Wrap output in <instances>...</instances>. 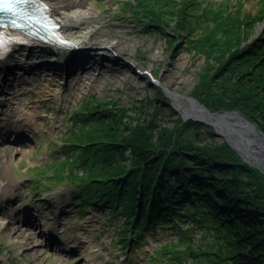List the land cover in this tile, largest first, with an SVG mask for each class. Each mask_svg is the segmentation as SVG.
Masks as SVG:
<instances>
[{"label": "rangeland", "instance_id": "rangeland-1", "mask_svg": "<svg viewBox=\"0 0 264 264\" xmlns=\"http://www.w3.org/2000/svg\"><path fill=\"white\" fill-rule=\"evenodd\" d=\"M77 1L80 6L69 12L71 16L80 18L89 12L96 13L101 16V23L112 26L124 35L129 34L130 39L126 45L131 46L133 57L128 56L124 64L131 67L119 73H100L87 70L89 59L81 56L74 62L70 59L62 66L53 61H42L48 65V70L42 75L33 74L26 79H14L8 86L7 91L17 92L19 98L14 101L11 109L4 110L2 124L12 119V123H15L25 117L23 119L30 121L31 128H21L18 124L3 129L4 134H11V140L1 145V159H8L9 167L0 171V192L7 175L9 180L20 181L21 186L16 192L18 198L11 203L1 199L0 205L8 213L19 212L22 219L25 218V212L32 208L33 212L27 220L36 228V240L26 244L23 238L6 232L7 219L0 216V264H144L150 258L159 264H176L174 255L179 252L182 264H199V248L208 247L213 240L202 229H194V225L189 222L182 226V233L156 226L152 234L141 239L140 247L132 251L120 244L123 240L120 235L123 225L121 217H113L95 204L84 211L82 200H77L74 194L77 187L63 183L51 189L52 186L37 169L53 171L54 168L64 166L62 160L66 140L72 129L80 131L82 123L76 115L83 111L87 101H97L98 104L104 102L108 108L116 106L117 102L118 106L128 110L124 119L127 122L136 123L144 118L151 119L154 115L157 128L173 129L180 125L174 122L179 118L183 123L199 122L203 132L214 127L207 121L202 123L192 116L185 117L168 95L174 94L185 101L195 100L204 106L203 101L211 103L206 108L214 115H226L238 110L246 116L236 106L240 102L241 107L250 114L252 110L243 105L247 100L239 97L243 93L264 94L260 92L264 88V72L261 67L264 66V60L257 59L261 48L264 49V0H167L185 6V10H181L179 18L174 14L165 15L162 29L140 22L144 20V13L139 7L142 3L154 0ZM176 6L174 11L179 10ZM204 10L207 11L201 12ZM218 14L221 20L236 18L240 31L234 30L233 35H221L214 26ZM198 16L200 18H196ZM237 36L239 38L235 40ZM96 51L93 55L98 58L100 66L113 64L111 61L117 56V53L106 47ZM132 63L137 64V67ZM9 66L10 69L5 72L6 80L13 78L11 74L21 69L19 64ZM213 80L218 93H213L211 89L215 88ZM221 87L226 90L222 91ZM5 98L0 96V100ZM259 99L263 100V96ZM140 102L144 105L141 111L136 108L141 106ZM133 118L140 119L135 122ZM15 130L17 134L13 133ZM93 130L89 127L81 131ZM19 134L32 139L24 140L27 146L21 147L26 150L25 153L18 151L19 146L13 143ZM87 138L81 139L77 146L86 147ZM203 138L211 144L227 143L226 139L218 135ZM125 154L129 155L130 149H126ZM55 161L56 164H52ZM75 171L82 173L79 168ZM35 180L43 181L44 186L42 184L41 188H36ZM263 182L264 179H261ZM47 198L56 207L48 209L42 203ZM59 205H63L66 215L59 219L54 235L80 251L73 256L68 253L71 250L68 244L50 242L44 247L40 237L43 234L50 237L48 234L52 229L42 228L40 223H48L47 218L52 217L51 223L55 226ZM33 215L38 216V221H34ZM180 237L186 239L184 246L177 245Z\"/></svg>", "mask_w": 264, "mask_h": 264}, {"label": "trees", "instance_id": "trees-1", "mask_svg": "<svg viewBox=\"0 0 264 264\" xmlns=\"http://www.w3.org/2000/svg\"><path fill=\"white\" fill-rule=\"evenodd\" d=\"M175 6L178 11H174ZM139 8L144 13L140 22L159 29L165 15L179 18L185 10V6L167 0L145 2ZM218 16L214 26L221 35L240 31L236 18L221 20ZM257 59L264 60V49ZM211 89L219 92L216 87ZM260 92L264 93V88ZM239 98L247 100L243 105L252 111L249 114L240 102L237 108L264 132V94L243 93ZM115 103L117 107L112 108L104 102L84 104L83 111L76 115L82 123L80 131L71 130L63 149L64 163H60L64 166L53 171L37 169L42 178L53 186L65 183L77 187L74 194L85 210L95 204L113 217H121L120 244L132 251L156 226L182 233V226L189 222L213 239L208 247L199 248V264H264V176L226 142H206L204 136L215 135L212 128L203 132L199 122L183 123L179 118L174 122L180 125L173 129L157 128L154 115L139 122L140 118H133L136 123L127 122L124 119L128 110ZM203 103L208 107L211 104ZM140 104L136 108L143 110ZM89 127L94 130L81 131ZM84 137H88V145L78 147ZM126 149H130L129 155ZM78 168L82 173L75 171ZM34 183L39 188L44 182ZM184 243L186 239L180 237L177 245ZM179 253L174 255L176 264H182ZM144 264L159 263L150 258Z\"/></svg>", "mask_w": 264, "mask_h": 264}, {"label": "bare ground", "instance_id": "bare-ground-1", "mask_svg": "<svg viewBox=\"0 0 264 264\" xmlns=\"http://www.w3.org/2000/svg\"><path fill=\"white\" fill-rule=\"evenodd\" d=\"M51 8L52 15L59 21L61 24V31L64 36L71 42V45L67 48H62L58 46H47L41 43H31L29 45H17L12 48L11 52L4 58L0 59V96H6L7 98L0 100V112H4L5 109H11L15 100H18L19 96L17 92L7 91L8 86L13 83L15 80H22L29 75H42L43 72H46L48 65L43 64L42 61H53L54 63L62 66L73 56H81L82 58L89 59V67L87 70H95L96 72L104 73L105 71H111L112 73H119L126 71L130 65H125L126 58L128 56L133 57V52L131 46H127L126 42H129V34H122L120 31L114 30L112 26L105 25L101 23V16L96 13H88L87 16H82L80 18H75L70 15V11L74 7L80 6L77 0H44ZM110 48L113 52L117 53V56L113 57V64L107 63L100 66L98 58L93 54L97 52L96 50H103L104 48ZM39 60L40 63H39ZM21 65L20 72L11 74L13 78L6 80V71L10 69L9 65ZM117 65L120 69H116L114 66ZM97 67H96V66ZM134 67H137V64H133ZM9 74V73H8ZM24 80V79H23ZM167 90H169L167 88ZM170 91V90H169ZM167 91V93H170ZM173 93V92H172ZM172 99L175 105L180 109L181 114H184L185 117L194 116L200 118L204 121H209L213 127H217L220 131V136L224 139H227L230 142V146L235 149L245 157L246 148H244L240 141L235 140L230 132L237 131L239 128L245 125L244 121L237 117L234 113H229L226 115H210L207 110L200 105V103L195 100L185 101L176 97L174 94L168 95ZM190 102V103H189ZM141 103V102H140ZM6 111V110H5ZM27 114V111H26ZM0 118H2V113H0ZM25 118V117H23ZM19 120L18 122L12 123V120H9L6 124L0 125V171L3 172L4 168L9 167L7 165L8 159H1L3 152L1 149L2 143L8 142L11 140L10 136L3 134L2 130L11 125H20L21 128H31L30 121ZM214 129V128H213ZM249 132V130H246ZM216 135V134H215ZM217 136V135H216ZM15 145L19 146L18 151L25 153L26 150L21 146H27L24 140L20 136H16L14 139ZM228 143V142H227ZM229 144V143H228ZM253 145L248 142L247 149L254 148ZM255 149V148H254ZM241 157V156H240ZM245 159V158H244ZM247 164V163H246ZM250 166V165H249ZM9 173V170L7 171ZM264 174V173H263ZM6 179H8L6 181ZM8 175L5 177V183L2 185V190L0 192V200L2 199L6 203L13 202L19 196L17 191L21 186L20 181L9 180ZM45 205L48 206V209L56 207V205L49 199H44L42 201ZM58 212L56 214L55 227L58 225L59 219L66 215L64 212L63 205L57 206ZM33 212L32 208H29L25 212V218L19 217V212L16 214H11L6 212L4 208L0 205V216L7 219L5 224V231L11 233L15 237L23 238L26 244H31L36 240L34 237L35 228L27 220L28 215ZM35 221H38V216H34ZM52 218V217H51ZM53 219V218H52ZM42 238L43 246L46 247L50 242L56 240L54 232L50 237H46L44 234L40 236ZM79 240V239H77ZM80 251L78 249L70 250L68 253L73 256L78 254ZM67 254V256H70Z\"/></svg>", "mask_w": 264, "mask_h": 264}, {"label": "water", "instance_id": "water-1", "mask_svg": "<svg viewBox=\"0 0 264 264\" xmlns=\"http://www.w3.org/2000/svg\"><path fill=\"white\" fill-rule=\"evenodd\" d=\"M78 57L79 56H76V55L71 57V62L76 61ZM200 105L204 107V109L207 110L208 114L214 115L210 113V111L206 108V106L202 104ZM230 112L237 115V117L242 119L245 123V125L241 127V129L239 128L237 131L230 132L231 136L233 138L235 137L234 138L235 140L238 139L241 145L247 150L245 157H242V155H240L242 160L248 165H250L251 167H254L258 169L259 171H261L262 173H264V132L260 129V127H258L256 123H253L252 121H250L240 111L234 110ZM192 117L202 123H206V121L200 118H197L194 116ZM207 123L209 125H212L209 121H207ZM246 130H249V132ZM214 131L216 135L220 136V131L217 127H214ZM227 142L229 143V145H231L228 140ZM248 142H250L253 145L252 147H254L255 149L254 148L247 149Z\"/></svg>", "mask_w": 264, "mask_h": 264}, {"label": "snow or ice", "instance_id": "snow-or-ice-1", "mask_svg": "<svg viewBox=\"0 0 264 264\" xmlns=\"http://www.w3.org/2000/svg\"><path fill=\"white\" fill-rule=\"evenodd\" d=\"M30 2H34V0H0V12H14L16 5ZM0 48H5L3 40H0ZM5 51L8 50L5 48Z\"/></svg>", "mask_w": 264, "mask_h": 264}]
</instances>
